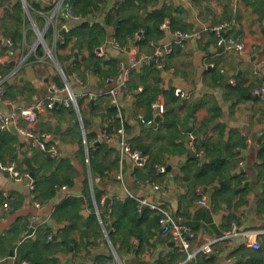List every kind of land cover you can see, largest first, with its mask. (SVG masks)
Returning a JSON list of instances; mask_svg holds the SVG:
<instances>
[{
    "label": "crops",
    "instance_id": "1",
    "mask_svg": "<svg viewBox=\"0 0 264 264\" xmlns=\"http://www.w3.org/2000/svg\"><path fill=\"white\" fill-rule=\"evenodd\" d=\"M72 1L0 0V72L6 87L0 110L33 106L48 95L60 98L52 108L40 110L35 126L52 133L47 143L64 159L58 163L57 178L71 176L66 189L43 199L38 189L30 191L28 179L13 181L0 171V198L4 193L11 197L6 212L0 210V264H28L16 262L17 245L41 237L47 227L52 264H177L185 252L163 234L157 210L142 207H147L145 212L127 221L130 226L119 223L117 229L113 222L124 200L140 196L164 207L192 231L190 249L211 241V253L198 252L188 264H264V94L258 98L252 93L264 83V0H91L94 6L85 8ZM56 3V19L49 21ZM66 7L78 17L69 15ZM219 23L242 40V50L222 51L215 43L211 27ZM133 25L137 28L127 33ZM34 26L45 28V44L38 43ZM185 30L200 31V36L179 37L178 31ZM7 37L11 46L5 43ZM164 45L168 51L158 58L161 66L152 59L139 62L129 73L130 92L120 90L112 103L108 91L128 55L138 50L151 54ZM236 82L248 88L246 97L238 89L230 95L228 86ZM145 83L155 87L154 96L153 90L144 92ZM52 85L59 89L53 92ZM65 85L75 98L71 105L61 101ZM158 104L161 118L155 120ZM17 125L26 121L19 119ZM2 131L1 160L14 162L23 172V159L29 157L34 175H42V150L30 147L28 137L18 131L12 142ZM190 135L210 146L209 155H186ZM122 136L146 155L143 164L121 150ZM206 160H220L223 168H230L202 183L193 170ZM155 163L163 164L165 172L157 173ZM146 177L162 189L143 184ZM69 194L79 197L82 207L70 225L53 216ZM201 197L205 203L198 202ZM102 219L109 221L108 236L99 232ZM232 219L241 229L261 231L258 248L244 236L225 235ZM66 229L72 241L59 246L60 232ZM251 254L258 257L251 259Z\"/></svg>",
    "mask_w": 264,
    "mask_h": 264
},
{
    "label": "built area",
    "instance_id": "2",
    "mask_svg": "<svg viewBox=\"0 0 264 264\" xmlns=\"http://www.w3.org/2000/svg\"><path fill=\"white\" fill-rule=\"evenodd\" d=\"M25 7V5H24ZM59 9V3H56L53 7V11L49 16V21L56 19V13ZM66 12L74 18L75 16L71 13L70 7H66ZM36 28V32L38 35V43L45 44V40L43 37L44 30ZM213 34L215 36V43L220 46L222 51H240L243 49L242 40L235 34L227 33L224 29V23L215 24L211 27ZM142 31L139 30L137 34H140ZM178 35L181 38H189V37H199L200 31H178ZM5 43L7 46H11L13 41L10 38L5 39ZM99 53H102V47H99ZM168 51L167 45H164L163 48L157 47L153 50L151 54L145 53L143 50H138L136 52L130 53L128 55L127 63L119 70V74L117 77V82L113 88L109 89L108 93L112 97V103L116 104L115 95L120 91L130 92V88L128 85V77L130 71L136 66L139 62L145 61L148 59H152L156 62L158 66H161V63L158 61V58ZM209 66H213L214 62L210 61L207 63ZM4 76L0 74V97L3 96L4 93ZM233 82V80H230ZM53 92L57 91L59 88L52 85ZM62 90H66V96L61 97V101L64 105H71L74 103L75 98L74 95L69 91L68 86L61 88ZM137 89H141V87H137ZM252 93L254 96L258 98H262L264 94V83L259 84L256 87L252 88ZM91 97V95H90ZM60 100L56 95H48L45 99L37 101L33 106H20L17 109H14L10 113H4L0 110V130H4L13 126L19 133L28 137V142L30 147H34L40 149L44 152H47L51 157H57L58 149L52 143H47V141L52 137V133L46 130H38L36 129V123L38 119V113L40 110L44 108H52L56 101ZM156 105V104H155ZM161 105V106H160ZM160 107V108H159ZM157 111L161 112L162 104H158L156 106ZM19 119H23L26 121V125L18 126L17 123ZM104 139H109V137L104 134ZM121 150L129 155L131 159L137 164H143L146 160V155L142 153L139 149H132L130 143L122 138L119 141ZM189 150L193 151L198 157H201L204 154V149L202 147H197L195 145V139L192 135L189 137L188 142ZM155 170L157 173L165 172V166L161 163L154 164ZM0 171L7 173L9 177L13 181H22L24 178L28 179V187L32 191L34 189V183L31 177L28 174V171H20L14 162L2 161L0 159ZM137 180V179H136ZM142 183H150L152 189H162L159 183L153 181L150 177H146L143 179ZM65 185H61L60 188L65 189ZM4 196H9L7 193H4ZM204 197V196H203ZM199 203H205V198H200ZM148 206L152 210H157L160 213L159 222L162 224V232L163 234H169L171 240L175 241L178 244L180 251L185 252V257L177 262V264H188L191 259L198 252H202L204 254L211 253L212 244L211 241H206L198 246L196 249H190L191 247V237L193 236L192 231L185 225L179 224L176 222L173 217L168 213V211L156 204L150 203V201L146 197H137V210L140 211L142 207ZM9 208V199H4L0 210L5 212ZM109 221H102L101 230L105 236H107V227L109 226ZM260 230H252V229H241L235 219L231 220L230 228L226 230L225 235H240L246 237L254 248L259 247L258 236L260 234ZM50 239V235L47 236V240Z\"/></svg>",
    "mask_w": 264,
    "mask_h": 264
},
{
    "label": "trees",
    "instance_id": "3",
    "mask_svg": "<svg viewBox=\"0 0 264 264\" xmlns=\"http://www.w3.org/2000/svg\"><path fill=\"white\" fill-rule=\"evenodd\" d=\"M74 1H76V0H73L72 2H74ZM76 2H79L83 8H85L86 6H91V7L94 6V4L91 0H77ZM23 10L26 12V10L24 9V5H23ZM27 11H28V13H30L29 9H27ZM70 11L72 12L71 7H70ZM136 28H137V26L133 25L128 30L127 33H131ZM143 30H144V32L148 31V29H146V31H145V29H143ZM48 31L49 32L51 31L50 27H48L47 32ZM118 31L119 30L117 29V32ZM91 43H92L91 44V46H92L93 43H95V39H93ZM91 58H92V55H90L88 61ZM216 78H217V75H216ZM3 88H4V93H5L6 87L3 86ZM237 89H238L240 95H242L243 97H246V93L248 92V88L241 87L239 82H236V84H234V85L228 86V90H229V93L231 96H233L237 92ZM151 90H153V93L151 95L154 96L155 92H156L155 87L150 85V84L145 83L144 84V92L149 93ZM4 93H3V96H4ZM151 98L152 97H149L148 100H150ZM57 106L59 108L62 107V105L60 103H58ZM111 108L112 109H110V110H113V113H114L115 107L111 106ZM195 109H196V105L193 106V108L191 110H189L188 115H191ZM110 115H113V114H110ZM3 131L6 132L4 134L8 135V137H9L8 141L12 142L15 139V136L13 135L14 133L11 134L7 129L3 130ZM218 132L221 133V135H222L223 131L220 129ZM4 134H1V135H4ZM219 141H221V140H219ZM195 145L197 147H202L205 151L204 154L208 153V155H209L210 146L207 143L204 144L202 141L195 140ZM231 147L232 146L228 143V148L230 149ZM131 148L137 149V148H134L132 146H131ZM263 148H264V145H263ZM42 152L43 153L40 152L41 155H39L38 163H39V167L44 169V170L42 172V175L39 176L36 173L34 175V177L31 178L33 183H34V189L32 191H35L38 189L39 194L40 195L43 194V199H46V198L52 197L57 192L58 188L61 187L62 184H65V186L67 187V185L71 181V176L65 174V176L62 180L58 179L57 178V173H58L57 167L59 166V168H60L62 165V163H60V165L58 163L64 159H59V157H51L47 152H44V151H42ZM89 153H91V152L89 151ZM89 158L91 161H93L91 154H89ZM0 159H1V157H0ZM152 162L153 163L156 162L155 159H153L151 161V165L153 164ZM220 162H221L220 160L214 161L213 163L209 162L208 160L204 161L202 163V166H199L198 169L193 170L196 179L202 180V183H207V182H211L216 177H219V176L222 177L225 173L228 172L230 166L228 164L225 168H223V166L221 165ZM39 167H38V170H40ZM51 168H54L55 171L50 172V174L47 175L45 173V170L51 169ZM24 170H26V169H24ZM66 187H65V189H66ZM2 197H3V199L0 198V200L2 202L4 199H9V203L11 204L10 195L6 197L3 194ZM121 207H122V211L116 212L115 218L113 220V222L115 224H117V229L119 228V226H118L119 223H122V226H130L131 224L127 223V221L136 220L138 218V214L144 213L145 209L147 208V207H145V208L141 209L140 211H137L136 210L137 209V200H135L133 198H128V199L124 200V202H122ZM127 208H130V210H128ZM81 211H82V207H81L80 198L77 196L69 194V195H66L63 198V200L58 204L55 212H53V216H55V218L58 220H69V225H70V221L73 220V218L76 215H80ZM151 212H153V211H151ZM157 217H158V215H156V218ZM102 220H104V219H102ZM120 220H122V221H120ZM74 225H75V223L73 222L71 227H73ZM65 227L66 226L62 227L61 230H64ZM48 231H49V228L47 227L45 233L41 237L38 236L34 240L21 241L17 245L16 262L19 263L21 260H25L28 264H52V263H54V259L52 258V256H50L51 251L49 248V243H47L45 241V240H47V236L49 235V234H46V232H48ZM65 232H67V229L64 231V234L60 232L61 241L58 243L59 246H62V245L68 246L70 244V242L72 241V239L70 237H67L65 235ZM99 232H101V228H99ZM128 232L129 233H135V232H139V231L130 229V230H128ZM55 233L58 235L59 231L55 232ZM108 234L110 235V232L107 229V236H108ZM49 240H47V241H49ZM125 243H126V245H129L128 236L125 239ZM0 244H1V241H0ZM0 252L2 253V251H0ZM2 254H4V252ZM6 254H7V251H6ZM250 256H251V259H256L258 257V254H251Z\"/></svg>",
    "mask_w": 264,
    "mask_h": 264
},
{
    "label": "water",
    "instance_id": "4",
    "mask_svg": "<svg viewBox=\"0 0 264 264\" xmlns=\"http://www.w3.org/2000/svg\"><path fill=\"white\" fill-rule=\"evenodd\" d=\"M228 78H229V76L226 75V76L223 78V81H227ZM65 96H66V95H65ZM155 113H156L155 120L160 119V118H161L160 112L157 111V110H155ZM55 128H56V131H57V129L59 128V125H55ZM10 130L13 131L14 133H17V130H16L13 126H10ZM186 155H187L188 157H198L196 154H194V153H193L192 151H190V150H187V154H186ZM23 160H24L23 162H24L25 165H26V169H27V171H28L29 176H30L31 178L34 177L35 166L31 164L29 157H25ZM30 233H31V231H28V234H30ZM12 253H13V251L10 250V251H9V254L12 255ZM73 264H88V263H86V262H79V263H73Z\"/></svg>",
    "mask_w": 264,
    "mask_h": 264
},
{
    "label": "rangeland",
    "instance_id": "5",
    "mask_svg": "<svg viewBox=\"0 0 264 264\" xmlns=\"http://www.w3.org/2000/svg\"><path fill=\"white\" fill-rule=\"evenodd\" d=\"M1 74V73H0ZM2 75V74H1ZM3 76V75H2ZM4 244V243H3ZM57 246V245H56ZM3 253V252H2Z\"/></svg>",
    "mask_w": 264,
    "mask_h": 264
},
{
    "label": "clouds",
    "instance_id": "6",
    "mask_svg": "<svg viewBox=\"0 0 264 264\" xmlns=\"http://www.w3.org/2000/svg\"><path fill=\"white\" fill-rule=\"evenodd\" d=\"M191 151V150H190ZM195 154V153H194ZM6 212V211H5Z\"/></svg>",
    "mask_w": 264,
    "mask_h": 264
}]
</instances>
